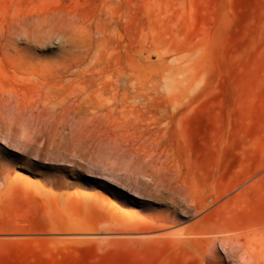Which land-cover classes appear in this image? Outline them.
Wrapping results in <instances>:
<instances>
[{
	"label": "rangeland",
	"instance_id": "1",
	"mask_svg": "<svg viewBox=\"0 0 264 264\" xmlns=\"http://www.w3.org/2000/svg\"><path fill=\"white\" fill-rule=\"evenodd\" d=\"M263 157L264 0H0V264H264Z\"/></svg>",
	"mask_w": 264,
	"mask_h": 264
},
{
	"label": "crops",
	"instance_id": "2",
	"mask_svg": "<svg viewBox=\"0 0 264 264\" xmlns=\"http://www.w3.org/2000/svg\"><path fill=\"white\" fill-rule=\"evenodd\" d=\"M264 167V157L261 160H254V166L252 168L253 173H257L261 168Z\"/></svg>",
	"mask_w": 264,
	"mask_h": 264
},
{
	"label": "bare ground",
	"instance_id": "3",
	"mask_svg": "<svg viewBox=\"0 0 264 264\" xmlns=\"http://www.w3.org/2000/svg\"><path fill=\"white\" fill-rule=\"evenodd\" d=\"M157 220H158V219H157ZM157 220H156V221H157ZM145 224H146L147 226H152V225L155 226V225H156V222H155V220H154V221H150V220L147 219ZM165 225H166V223H165L163 226H165ZM147 228H148V227H147ZM194 234L197 235V234H200V232H195ZM212 246H213V245H212ZM212 246H211V247H212ZM211 247H210V248H211ZM211 249H213V248H211ZM229 249H230V247H229ZM227 250H228V249H227ZM210 251L212 252V250H210ZM248 264H253V263H250V262H249Z\"/></svg>",
	"mask_w": 264,
	"mask_h": 264
}]
</instances>
